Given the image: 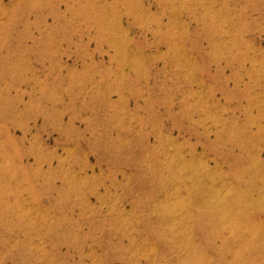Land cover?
<instances>
[{"label": "rangeland", "instance_id": "rangeland-1", "mask_svg": "<svg viewBox=\"0 0 264 264\" xmlns=\"http://www.w3.org/2000/svg\"><path fill=\"white\" fill-rule=\"evenodd\" d=\"M0 264H264V0H0Z\"/></svg>", "mask_w": 264, "mask_h": 264}]
</instances>
